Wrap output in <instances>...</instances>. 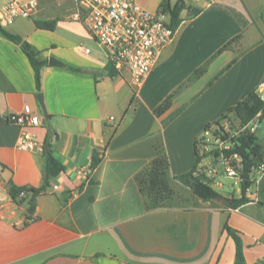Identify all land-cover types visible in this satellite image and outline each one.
Wrapping results in <instances>:
<instances>
[{
  "label": "crops",
  "instance_id": "0c3cea01",
  "mask_svg": "<svg viewBox=\"0 0 264 264\" xmlns=\"http://www.w3.org/2000/svg\"><path fill=\"white\" fill-rule=\"evenodd\" d=\"M7 1L0 0V9ZM36 1L28 17L17 16L2 26L41 49L43 56H55L82 70L48 64L42 68L43 113L27 56L18 44L0 35V116L20 111L27 103L40 116L37 140L44 144L48 136V147L64 165L49 181V188H56L36 197L29 218L26 201L12 200L8 187L40 185L44 150L17 148L20 128L0 122V264H234L235 246L223 228L225 222L240 231L246 264H264V220L257 214L264 206V176L252 185L253 192L248 189L251 200L237 209L179 203L150 208L137 178L155 156L157 141L165 149L170 176L188 170L196 132L263 79L264 0H186L199 12L184 18L186 9L181 11L173 41L162 49L135 92L126 69L108 74L103 51L71 16L73 0ZM134 1L156 11L163 0ZM47 19L56 20L53 30L35 26V20ZM237 34L238 39L173 97L163 114L153 113L168 93ZM170 50L179 53L182 70L177 85L158 101H144L147 80ZM195 95L218 101L214 109L206 107L213 118L201 121L197 128L187 123L173 133L171 124L184 117ZM94 155L98 163L92 167ZM79 166L91 167L88 182L76 177Z\"/></svg>",
  "mask_w": 264,
  "mask_h": 264
},
{
  "label": "trees",
  "instance_id": "16d2710c",
  "mask_svg": "<svg viewBox=\"0 0 264 264\" xmlns=\"http://www.w3.org/2000/svg\"><path fill=\"white\" fill-rule=\"evenodd\" d=\"M185 6V0H163L159 8L163 11L169 12V24L172 28H176L181 22L182 18L180 13ZM189 8V15H196L199 12V9L196 7L190 6ZM34 23L35 26L40 29L53 30L56 25V20H35ZM0 35L18 44L22 52L27 56L33 69L37 93H40L41 70L47 64L48 58L42 55L41 49L36 48L27 40L23 39L19 34L8 31L2 25H0ZM239 36L240 34L234 35L217 48L200 66L191 72L185 82L179 84L153 108V113L157 116L163 114L170 107L173 97L177 95L184 86L197 79L206 70L208 63L223 50L228 48L232 42L239 38ZM235 60L236 57L225 65L216 76L226 70ZM64 67L73 72H81L82 70L80 67L69 63H65ZM106 68L109 70L108 74L110 76L115 75L116 71L111 65L107 64ZM181 110L182 107L174 111L163 123L166 124ZM228 113H233L238 121L237 129L232 131L230 129L223 131L222 127L220 129L223 131V134H220V138L228 146L218 148L216 144V147L213 149L200 152L197 146V139L194 137L192 141L194 155L193 161L190 168L184 172L170 176L168 173V159L165 149L161 141H157V143L154 144L155 156L149 161L147 168L139 177H137L140 189L147 194L150 208H155L162 204H169L167 200L172 197V190L169 186L170 180H176L188 187L190 191L201 200L219 201L222 206L227 209H236L250 201V198L247 196V191L253 185V181L250 179L249 173L253 165L259 164L263 161L264 150L262 143L257 139L256 131H250L245 125L254 117H257L259 122L264 118V101L258 97L254 90H251L235 104L229 106L224 113H221L218 116L217 119L211 122H206L203 125V129L210 127L213 123L219 124V121L223 116ZM0 122H3V120L0 119ZM213 134L217 135L219 134V131L214 129ZM44 143L49 146L48 136L45 137ZM209 154L213 155L215 158H219L222 154V158L227 160L229 166L236 170V176L238 177L240 188L238 196L224 195L202 179L201 174L197 171V167L201 159ZM97 163L98 158L94 155L91 163L92 167ZM63 170L64 165L56 159L48 147L47 151H43V168L40 185L34 187L10 184L8 192L11 199L16 203L26 201L27 212L29 213L28 216L30 218V214H32L35 209L36 197L39 194L48 191L50 186L49 181L55 178ZM223 228L234 242V264H246L240 231L228 225L226 222L224 223Z\"/></svg>",
  "mask_w": 264,
  "mask_h": 264
},
{
  "label": "built area",
  "instance_id": "2783aa9c",
  "mask_svg": "<svg viewBox=\"0 0 264 264\" xmlns=\"http://www.w3.org/2000/svg\"><path fill=\"white\" fill-rule=\"evenodd\" d=\"M36 4V0L27 2L8 0L0 9V25L12 23L17 16L28 17ZM73 4L72 18L79 21L94 39L103 51L108 65H111L116 72L122 69L128 71L129 83L135 92L155 67L162 49L174 39L177 27L170 26L169 12L160 8L156 11H149L134 0H73ZM188 6L190 7L189 4ZM254 91L264 101V77L256 85ZM0 119L4 123L20 128L16 141L17 148L43 151V143L37 140L35 133V128L41 123L40 116L27 103L22 106L20 111L4 114L0 116ZM107 120L112 121L113 116H109ZM258 123V118L254 117L245 126L250 131H255ZM221 127L223 131L229 130L224 128L220 121L219 124L213 123L210 127L203 129L201 137L203 141H197L198 148L199 144L206 148L203 144H207L204 142L209 137H212L216 142L214 147L216 144L218 148L227 147L228 145L220 138V134H223V131L220 130ZM214 129H217L219 134L214 135ZM200 152L202 151L200 150ZM219 158L224 163L226 172L236 176V170L229 166L227 160L222 158V154ZM197 171H199V164ZM90 173L91 167L79 166L75 175L88 182ZM263 176L264 159L261 163L253 165L249 173L253 184L258 183ZM54 188L56 185H52L51 189ZM51 189L48 188V191ZM252 199L254 200L256 197L254 196Z\"/></svg>",
  "mask_w": 264,
  "mask_h": 264
},
{
  "label": "rangeland",
  "instance_id": "374dc122",
  "mask_svg": "<svg viewBox=\"0 0 264 264\" xmlns=\"http://www.w3.org/2000/svg\"><path fill=\"white\" fill-rule=\"evenodd\" d=\"M194 1L197 2V0ZM187 3L191 5L190 2ZM188 4L184 8L186 9L184 12V16H182L184 18H188L187 16L189 15ZM183 23L184 24L178 29L176 33V37L177 34L179 37L181 31L187 25V20ZM194 25L195 24L193 23V26ZM262 54L263 53H261L260 55ZM178 55L179 53L170 50L167 56L162 58V64L160 65V68L158 69V71L156 69V71L149 77V79L147 80L144 86V90L146 92V98H147L145 99L144 97V101L145 100L149 101V98H151V100L155 98V101H158L162 96H164L167 92L171 91L177 85V78L179 77L180 74V72L178 71L182 70L181 68L178 67L180 63V61H178ZM259 63L261 64L263 63L262 57L259 58ZM214 102H218V101H216V99H212L210 95L208 96L202 95L201 97L195 95L193 103L185 111V115H183L184 117L182 119H178L175 122H173L170 126V130L173 133L175 131H181L182 127L185 126L187 123H188L187 125L190 126L192 125V127L197 128V126L200 124L201 121L205 119L208 120L212 119L213 115L210 114L209 112L214 107ZM141 105L144 107L145 103L141 101ZM209 106L211 107V109L206 108ZM220 123H222L224 128L230 129L231 131L237 129L238 126V121L233 113H228L225 116H223V118L220 120ZM202 131H203V126L200 128V130L196 132V135L194 136L197 139V141L198 140L203 141V139H201ZM256 135L258 141L263 143L264 118H262L258 123L256 129ZM204 143H207V144H203L206 148L201 147L199 144V149L201 151H203V149H207L204 151H208L211 148L213 149V147L215 146L214 144L216 142L212 137H209ZM199 173L201 174L202 179L208 182L218 192L227 196L239 195L240 188H239L238 178L236 176L229 175L226 172L225 165L220 158H215L211 154L205 156L199 162ZM169 186L172 190V197L169 200H167L168 203L193 204L196 207H198L199 205H206V204L218 205V206L222 205L219 201L216 200H201L200 198L196 197L188 189V187L184 186L183 184L177 181L171 180L169 182ZM249 191L253 192L254 187L251 186ZM257 214L259 218L264 220V206L260 207V210L258 211Z\"/></svg>",
  "mask_w": 264,
  "mask_h": 264
},
{
  "label": "water",
  "instance_id": "95a60500",
  "mask_svg": "<svg viewBox=\"0 0 264 264\" xmlns=\"http://www.w3.org/2000/svg\"><path fill=\"white\" fill-rule=\"evenodd\" d=\"M47 64L49 66H53V67H64L65 63L58 59L57 57L55 56H48V59H47ZM37 102L38 104L40 105L43 113H45V107H44V103H43V98H42V94L41 93H37ZM48 149V145L46 143L43 144V150L44 151H47Z\"/></svg>",
  "mask_w": 264,
  "mask_h": 264
}]
</instances>
